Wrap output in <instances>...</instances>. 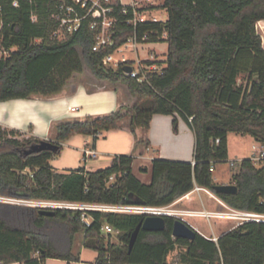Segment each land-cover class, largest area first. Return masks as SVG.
Here are the masks:
<instances>
[{"label":"trees","instance_id":"obj_1","mask_svg":"<svg viewBox=\"0 0 264 264\" xmlns=\"http://www.w3.org/2000/svg\"><path fill=\"white\" fill-rule=\"evenodd\" d=\"M0 2L4 43L15 47L10 56L0 59V101L57 95L86 65L97 79L123 83L138 97L131 108L120 106L109 114L56 124L57 151L26 154L41 139L33 136L24 142L17 136L20 130L0 125V195L119 204L140 200L162 206L177 201L197 184L234 208L264 214V159L238 162L232 174L235 193L216 192L213 178V167L228 159L230 133L251 135L264 144V44L257 30V23L264 20V0H164L166 21L141 22L137 29L140 36L149 33L151 42H168L167 58L159 61L163 72L150 74L144 82L123 68L103 63L104 56L135 30L125 23L132 12L124 14L119 2L115 3L119 19L115 43L98 52L92 48L96 30L91 28V16L78 31L53 36L58 23L52 14L62 0H19L18 7L13 0ZM241 73L248 74L245 86L238 81ZM155 114H179L190 125L195 134L194 162L155 158L150 183L133 172L134 155L118 154L108 166L67 172L57 171L50 163L75 133L96 140L122 128L130 118L135 134L137 128L147 130ZM177 122L175 117V126ZM39 210L0 202L3 264L79 260L72 241L80 231L85 234L84 245L98 251L96 264H173L167 257L178 245L186 247L191 264H264V221L244 222L222 233L216 242L200 233L193 240L174 237L175 218L167 216L164 230L141 229L129 251L131 234L145 214L92 212L86 224L79 211L56 209L54 216H47ZM103 224L120 232L105 234ZM111 235L119 242H112Z\"/></svg>","mask_w":264,"mask_h":264},{"label":"built area","instance_id":"obj_2","mask_svg":"<svg viewBox=\"0 0 264 264\" xmlns=\"http://www.w3.org/2000/svg\"><path fill=\"white\" fill-rule=\"evenodd\" d=\"M121 4V10L124 14L132 12V17L125 20V23L134 27V32L127 40L113 52L106 54L103 58L105 66L118 69L125 66H130L132 70L130 72H124L136 78L140 82L148 80V76L155 72H163L164 64L159 63L165 59H160L156 52L149 49L148 56L142 57L144 51L143 44L150 41L149 33L139 35L138 25L141 22L153 21V22H165L166 19L159 18L156 15L149 17L147 14L159 7L165 9L163 4H155L154 0H129L128 3L123 0H62L57 6V9L53 12L52 16L58 23L57 30L54 31L53 36H59L61 34L73 33L78 31L83 22L89 16L91 19V28L96 30L95 42L92 46L93 50L98 52L106 50L109 46H113L115 43L116 25L119 19L116 15L115 3ZM13 5L18 7L19 0H13ZM4 18H3V5L0 2V59L10 56L15 47H7L4 43ZM163 37L167 36L164 32ZM133 50L135 57L130 58L126 51ZM192 119V117L190 118ZM217 142L219 139L216 140ZM257 144L253 145L251 159L254 162H259L264 159V144L257 141ZM99 156V152L95 148L89 147V144H85L83 149V160L90 162ZM235 162H231V166H234ZM214 168V167H213ZM112 177L111 179H113ZM202 191L207 192L212 199L217 203V208L209 209L206 207L202 197H200L203 207H183L178 206V203L182 199H192V195L200 194ZM0 202L19 204L30 206L38 209H70L73 211H79L81 218L86 224H90L92 218V212H125V213H139L145 215H163L165 217H173L175 219H181L192 226L198 233L204 237L218 241L219 237L212 226L211 218H228L235 220V223L229 227L228 230L247 221H264V214L254 211H247L237 209L226 203L221 197H219L211 189L195 184L194 188L177 201L162 206H151L146 204H131V203H105V202H86V201H70V200H56V199H43V198H19L0 195ZM188 216L207 218L210 223L212 232L210 234L201 231L198 226L194 225ZM102 231L105 234H118L120 231L115 230L109 224H103ZM227 231V230H226ZM0 264L3 262L0 261Z\"/></svg>","mask_w":264,"mask_h":264},{"label":"crops","instance_id":"obj_3","mask_svg":"<svg viewBox=\"0 0 264 264\" xmlns=\"http://www.w3.org/2000/svg\"><path fill=\"white\" fill-rule=\"evenodd\" d=\"M257 30L262 36L264 44V20H260L257 23ZM151 50L157 54L155 47ZM76 74L81 73H75L74 75ZM95 79L97 78L95 77ZM95 82L100 85L98 88H93L92 85L84 82H75L72 84V89H67L68 83L64 91L51 97L31 96L28 98L0 101V125L22 131L31 128L33 135L40 139H47L52 135L54 126L58 123L74 119H84L87 116L109 114L119 109L120 106L133 107L138 102V97L133 95L125 84L109 83L99 79ZM100 83L106 84L101 85ZM175 117L178 120L177 126L174 125ZM129 123L130 118H126L122 128L105 132L102 135L104 136L103 139L113 137L122 131L134 134L129 127ZM100 138L94 140L93 148L96 149L95 146L98 145ZM137 140H141V142L136 146ZM87 143L90 145L85 140L84 145ZM132 147L133 151L131 155L135 157L133 172L135 163H137L140 171L147 172L151 171L152 160L155 158L182 161L189 159L191 162H194L195 134L190 125L179 114H155L147 130L143 128L136 129ZM114 150L113 152L117 155L123 152L119 145L114 146ZM86 169L92 168L86 166ZM150 174L152 180V173L150 172ZM136 176L139 177L138 175ZM193 200L192 196V199L188 203L192 205ZM216 234L220 236L222 233ZM73 252L79 254L74 250ZM79 257L80 259L76 261L48 258L45 264H96L97 255L95 256V261Z\"/></svg>","mask_w":264,"mask_h":264},{"label":"rangeland","instance_id":"obj_4","mask_svg":"<svg viewBox=\"0 0 264 264\" xmlns=\"http://www.w3.org/2000/svg\"><path fill=\"white\" fill-rule=\"evenodd\" d=\"M124 2L128 3L129 0H123ZM164 0H154L155 4H163ZM149 17L156 15L159 18L166 19L167 18V11L166 9H157L151 10L148 14ZM37 18V17H35ZM144 51L142 53V57L148 56L146 52L149 49L155 47L157 51V55L160 59L167 58L168 52V42L161 41V42H146L143 44ZM128 56L130 58H134L135 54L133 50H127ZM248 74L241 73L239 76V84L245 86L247 84ZM91 69L86 65L84 72L81 74H76L73 76V79L69 81L68 90L72 89V84L75 82H84L89 85H92L93 88H98L100 85L97 84ZM108 82V81H106ZM111 83V82H109ZM104 85L106 83H100ZM123 84V83H122ZM125 108H131V106H125ZM4 128H9L3 126ZM22 133L17 135L22 141L26 142V138L33 137V130L27 129L26 131L20 130ZM54 135L55 132H52V135L47 138V140L53 141L54 143ZM106 135V134H105ZM104 136H101L98 145L95 146L97 151L99 152V156L95 159H92L90 162H85L83 160V152L84 149V141L87 140L90 145L89 147H94V138L91 135H85L82 133H75L70 138L65 140L62 143V150L60 153L55 155L53 159L50 161L51 165L61 171L67 172L71 169H76L79 167H86L90 166L92 169H98L105 166H108L113 158L117 155L113 151L114 146H121L123 152L121 154H132L133 147L132 143L135 138V134H132L128 131H122L117 133V135L113 137H109L108 139H103ZM228 143L230 148L229 157L227 160L217 163L213 168V178L214 182L217 184H228L232 181V174L237 169L238 162L241 161L243 158H250L252 155L253 145L257 144V140L251 135H240L235 133H230L228 136ZM186 161H190L187 159ZM235 162L236 166H231V162ZM149 164V163H148ZM134 172L138 175L144 182H150L151 180V171H140L137 163L134 164ZM194 200L191 203H188V199H183L178 203V206H185V207H194V208H202V202L200 197H202L205 205L209 209L217 208V202L210 197V195L202 191L200 194H193L192 195ZM188 219L196 226L199 227L201 231H205L207 233H211L212 229L210 223L208 222L207 218L203 217H195V216H188ZM211 223L213 229H215L216 233H223L224 231L228 230L231 227L235 220L228 219V218H211ZM84 238L85 234L83 231L75 234L74 239L72 241V248L74 251L79 253L82 259L95 261V256H98V251L94 247L85 246L84 245ZM110 240L112 242L118 243L119 238L115 235H111ZM167 261L173 264H191V262L186 257V247L184 246H176L174 250H172L168 257Z\"/></svg>","mask_w":264,"mask_h":264},{"label":"water","instance_id":"obj_5","mask_svg":"<svg viewBox=\"0 0 264 264\" xmlns=\"http://www.w3.org/2000/svg\"><path fill=\"white\" fill-rule=\"evenodd\" d=\"M124 70L126 72H130L132 68L130 66H125ZM58 149H59V146L53 141H50L47 139H41V141L31 144L30 147L26 150V154L41 152L44 150L57 151ZM214 189L216 190V192H219V193H235L237 191V185L234 183L216 184L214 186ZM131 204H145V203L140 200H135L131 202ZM39 213L47 215V216H54L56 212L55 210H50V209H40ZM165 228H166V217L165 216L147 215L144 218V220H142L137 225L135 230L132 232L130 242H129V251L132 250L136 242L137 236L139 234V231L141 229L148 230V231H160V230H164ZM172 233L174 237H181V238L193 240L196 237L198 232L192 226L182 221L181 219H175L173 223Z\"/></svg>","mask_w":264,"mask_h":264}]
</instances>
